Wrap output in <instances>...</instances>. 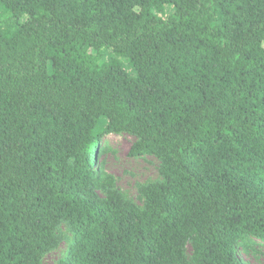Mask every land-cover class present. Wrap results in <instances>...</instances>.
I'll list each match as a JSON object with an SVG mask.
<instances>
[{
    "label": "trees",
    "instance_id": "obj_1",
    "mask_svg": "<svg viewBox=\"0 0 264 264\" xmlns=\"http://www.w3.org/2000/svg\"><path fill=\"white\" fill-rule=\"evenodd\" d=\"M120 133L160 161L142 208L97 165ZM62 240L58 264L264 244V0H0V264Z\"/></svg>",
    "mask_w": 264,
    "mask_h": 264
},
{
    "label": "rangeland",
    "instance_id": "obj_2",
    "mask_svg": "<svg viewBox=\"0 0 264 264\" xmlns=\"http://www.w3.org/2000/svg\"><path fill=\"white\" fill-rule=\"evenodd\" d=\"M109 51H106L107 57ZM124 68L132 72V67L126 58H119ZM105 144L110 147L108 152L101 154L97 158V165L101 164L103 171L113 176L116 188L121 193L139 206L143 207V202L138 196V189L141 185L158 181L161 176L159 172L160 161L155 156L132 157L129 154L131 145L136 138L127 133L109 134L104 137ZM102 196L104 193L98 191ZM60 231L67 230L65 223L59 227ZM67 244L62 240L57 247L46 252L42 257V264H58L59 260L66 256ZM191 247L188 246V251ZM239 256L246 264H264V244L255 246V251L247 253L240 251Z\"/></svg>",
    "mask_w": 264,
    "mask_h": 264
}]
</instances>
